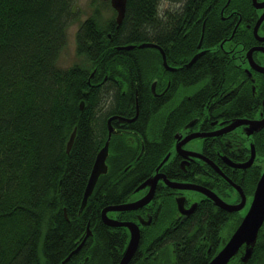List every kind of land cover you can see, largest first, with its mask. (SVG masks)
Returning <instances> with one entry per match:
<instances>
[{
    "label": "trees",
    "instance_id": "16d2710c",
    "mask_svg": "<svg viewBox=\"0 0 264 264\" xmlns=\"http://www.w3.org/2000/svg\"><path fill=\"white\" fill-rule=\"evenodd\" d=\"M159 1L126 0L119 25L116 11L105 2L113 17L102 24L95 9L81 21L75 34L79 61L62 68L58 60L67 30L79 16L75 0H0V264H69L62 261L81 242L87 225L97 235L80 254H91L98 264L117 263L119 238L106 234L101 211L127 199L155 166L157 149L137 161L121 152L108 157L109 172L99 176L78 211L108 118L132 113L136 97L140 117L143 107L149 108L153 54L116 48L154 42L189 48L196 35H184L182 26L197 19L204 0H177L182 8L166 19L157 15ZM202 19L194 26L199 28ZM205 69L212 77L218 71L216 64ZM208 219L198 216L199 228ZM186 231L183 226L175 255L165 264L207 263L193 251L196 242L186 238ZM254 249L246 264L264 254V223ZM157 259L155 264H163V257Z\"/></svg>",
    "mask_w": 264,
    "mask_h": 264
},
{
    "label": "flooded vegetation",
    "instance_id": "af4514ba",
    "mask_svg": "<svg viewBox=\"0 0 264 264\" xmlns=\"http://www.w3.org/2000/svg\"><path fill=\"white\" fill-rule=\"evenodd\" d=\"M182 6L177 0H160L157 15L166 19L167 13ZM202 16L199 28L195 27L193 23ZM192 21L182 26L184 35L196 31L189 48H164L154 42L153 47L132 49L153 54L149 58L154 67L147 87L149 108L143 107L145 115L140 117L136 97L133 112L121 116L136 117L133 121H110L116 132L110 134L108 157L121 152V157L137 161L151 148L157 149L151 171L124 202L109 206L141 200L151 185L136 189L157 177L151 199L135 209L107 212L112 221L137 225L139 241L128 264H155L160 256L163 264L171 261L183 226L186 238L196 242L193 251L205 256L208 264L239 226L264 171V123L258 125L264 121V0H204ZM208 64H216V76L205 69ZM108 132L106 122L105 141ZM243 199V207L237 209ZM200 215L209 218L201 228L196 222ZM102 223L106 234L119 238L114 244L120 250L118 264L130 242V229ZM96 235V230L90 231L73 252L83 236L62 263L98 264L100 260L91 254H80ZM243 249L228 264L243 263ZM254 264H264V254Z\"/></svg>",
    "mask_w": 264,
    "mask_h": 264
},
{
    "label": "water",
    "instance_id": "95a60500",
    "mask_svg": "<svg viewBox=\"0 0 264 264\" xmlns=\"http://www.w3.org/2000/svg\"><path fill=\"white\" fill-rule=\"evenodd\" d=\"M104 1H109L111 7L116 11L115 21H116L117 25H119L121 23L123 16H124V13H125L126 0H104ZM153 46L154 45L151 43H143V44H139L137 46L136 45H129V46L119 47L118 50H131L134 47L143 48V47H153ZM164 64H165V61H164ZM153 87H154V84H152V89H153ZM80 108H83V102H81ZM135 118L136 117H134L132 119H126V118H123L121 116H113L107 120V127H108V131H109L108 132V138L105 141L103 147L97 153L96 158L94 160V163H93V166H92V169L90 172V176L88 178L86 188H85V191L83 194V198L81 201V205H80L78 214H80L83 211V209L85 208L86 203H87V199L91 195L93 188H94L99 176L105 175L108 171V166H107L106 160H107V157L109 154L108 144H109L110 134H111V132L112 133L116 132V131H114L113 127L110 125V121L112 119H116L119 122H131ZM263 123H264V121L260 122L258 125L261 126ZM74 137H75V130L70 135L69 141L67 143V151L70 150L72 143L74 141ZM157 179H158L157 177H154V178H152V180H150L149 182L148 181L144 182L139 188L136 189V190H139L141 188H144L146 186L151 185L150 192L147 194V196H145L141 200L136 201L133 204H124V205H119V206L105 207L101 211L102 221L106 225L127 226V227H129L130 232H131L130 242H129V244H128V246H127V248H126V250H125V252H124V254H123V256H122V258L118 264H128V262L130 261L131 257L133 256V254L137 248L138 241H139V233H138L137 225L112 221L111 219L108 218L107 212L108 211H125V210L135 209V208L147 203L151 199L152 189H153V186L155 185V183L157 182ZM169 185L174 186V187L176 186L173 184H169ZM176 187H183V186H176ZM198 190H200V189H198ZM216 202L218 204H221V205L223 204L218 199L216 200ZM243 205H244V199L242 200V203L240 204V206L237 209H240L241 207H243ZM222 206H224V208H226L228 210L230 209V208L225 207V205H222ZM263 222H264V171L258 180V183H257L256 189H255L251 204H250L248 210L246 211L245 215L243 216L239 226L232 233V235L230 236V238L228 239L226 244L222 247V249L211 259V261L208 264H228L229 261L232 259V257H234L238 253L239 249H241L242 247H244V249H243L244 251H243V254L241 257V261L243 262L242 264H246V262L248 261V259L250 258L251 254H252V251L254 249V245H255L256 240H257L258 232H259ZM86 231H87V233L84 236L82 242L73 252H76L82 246L86 237L90 234L88 225H87Z\"/></svg>",
    "mask_w": 264,
    "mask_h": 264
},
{
    "label": "rangeland",
    "instance_id": "374dc122",
    "mask_svg": "<svg viewBox=\"0 0 264 264\" xmlns=\"http://www.w3.org/2000/svg\"><path fill=\"white\" fill-rule=\"evenodd\" d=\"M75 9L79 14L78 21L74 22L73 24L69 26L67 30L66 46L61 52V55L58 60V65L62 68H66L72 65L73 63H76L79 61L76 55V44H75V34H76L79 23L83 21L85 18H87L89 15H91L95 9L98 10L99 17H100L99 19L102 24H104L106 21H108L109 19L113 17V11L111 7L101 0H75ZM114 18H115V15H114ZM191 146L194 147V143ZM250 201L251 200H249L248 204L246 205V208H245L246 211L249 207Z\"/></svg>",
    "mask_w": 264,
    "mask_h": 264
},
{
    "label": "bare ground",
    "instance_id": "6f19581e",
    "mask_svg": "<svg viewBox=\"0 0 264 264\" xmlns=\"http://www.w3.org/2000/svg\"><path fill=\"white\" fill-rule=\"evenodd\" d=\"M112 137V136H111ZM111 137H110V139H109V141L111 140ZM109 145V144H108ZM109 172V170L107 171V173Z\"/></svg>",
    "mask_w": 264,
    "mask_h": 264
}]
</instances>
